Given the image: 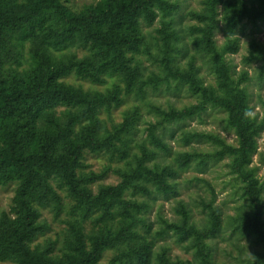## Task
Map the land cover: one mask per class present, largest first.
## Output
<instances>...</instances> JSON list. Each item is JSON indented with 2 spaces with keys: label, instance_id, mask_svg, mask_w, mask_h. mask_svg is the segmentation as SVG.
<instances>
[{
  "label": "trees",
  "instance_id": "trees-1",
  "mask_svg": "<svg viewBox=\"0 0 264 264\" xmlns=\"http://www.w3.org/2000/svg\"><path fill=\"white\" fill-rule=\"evenodd\" d=\"M197 5L182 25L177 0H94L78 10L68 0H0V186H14L0 211L1 263L214 264L224 222L258 246L238 264H264V115L248 105L247 72L226 58L245 24H264V0ZM251 62L261 81L256 41L243 58ZM70 75L90 86L65 82ZM182 92L180 106L158 100ZM208 111L221 113L233 142L184 129ZM88 154L105 163L89 168ZM210 162L223 163L237 196L231 215L212 190L193 203L179 197L181 173ZM109 174L114 183L103 182ZM158 197L173 200V217L157 206L150 219ZM48 219L62 223L54 236ZM167 238L188 257L172 255Z\"/></svg>",
  "mask_w": 264,
  "mask_h": 264
},
{
  "label": "rangeland",
  "instance_id": "rangeland-1",
  "mask_svg": "<svg viewBox=\"0 0 264 264\" xmlns=\"http://www.w3.org/2000/svg\"><path fill=\"white\" fill-rule=\"evenodd\" d=\"M94 0H68V5L75 10H78L81 6L88 4ZM180 9L177 17L181 18V24L188 23L185 14L192 8H197V0H177ZM239 48L237 53L227 55L226 58L235 67L236 71L245 70L248 74L249 80L243 84L246 88L248 96V105L252 109V113L258 114L259 116L264 115L263 105L264 104V76L261 81L257 78V67L258 62H251L248 64L243 63V58L248 55L250 50V42L256 41L260 46L263 47L264 52V24L256 22L255 24H245L242 30L238 33ZM216 38L218 41L222 39L221 34H217ZM145 65H148L145 63ZM64 81L70 84H81L82 87L87 88L90 85L85 81H80L74 78L72 75L64 78ZM96 88V87H94ZM101 89V87H97ZM167 99L168 101H176V106H180L189 101L188 96L184 95L183 92L176 95L170 94H159L158 100L163 103ZM125 108L121 106L111 112V116L115 121L120 120V113ZM103 116V115H102ZM222 115L219 112L208 111L202 114L201 117L188 120L184 124V129H196L202 131H213L224 136L228 142H233V136L230 132L225 131L222 127L221 118ZM171 148L174 150L182 149L175 140L168 141ZM259 152L264 153V130L260 133L257 138V154ZM257 154L253 155V163L257 162ZM85 162L89 168L98 170L105 160L102 155L88 154L85 156ZM225 167L223 163H209L208 166L202 171L195 169H188L181 173L179 183V197L185 202L193 203L198 201V197L208 199L210 190L215 195V204L220 208L223 215H231L233 210L232 207L237 202V196L233 192V187L229 180V177L225 174ZM259 175H264V164L259 169ZM202 179V180H200ZM115 177L109 174L105 179L104 183H114ZM13 185L0 186V211L6 210L10 204V198L13 194ZM264 199V197H263ZM157 206L160 207L162 216L165 219L173 217L172 206L173 200H165L163 198H157L155 204L150 211V219L155 220V209ZM50 221V231L47 233L50 236H54V231L62 226V223L58 221ZM154 229H157V224L153 225ZM165 243L169 244L172 255H177L181 258H187L183 249L180 246L174 244L172 239H165ZM213 257L214 264H238L240 259L248 258L252 256V253L258 249V246L253 244L248 238H238L230 235V227L225 226L222 223L220 233H218L213 239ZM109 257L106 254L103 261ZM0 264H9L7 262H0Z\"/></svg>",
  "mask_w": 264,
  "mask_h": 264
}]
</instances>
